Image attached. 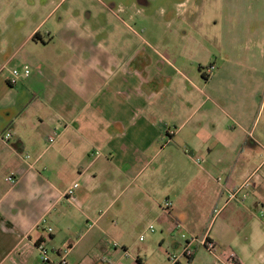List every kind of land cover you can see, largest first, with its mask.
<instances>
[{
    "label": "crops",
    "instance_id": "1",
    "mask_svg": "<svg viewBox=\"0 0 264 264\" xmlns=\"http://www.w3.org/2000/svg\"><path fill=\"white\" fill-rule=\"evenodd\" d=\"M241 1L253 10L226 16L238 29L222 32L207 74L203 61L197 74L186 73L155 48L96 45L69 9L44 32L45 19L31 29L26 41L35 46L24 61L32 71L16 87L6 79L0 98V135L12 134L0 137V264H55L64 250L67 264H129L113 211L123 196L153 208L164 202L173 229L184 218L191 234L208 232L241 264L263 254L264 0ZM46 7L50 15L57 5ZM198 262H213L199 245L190 264Z\"/></svg>",
    "mask_w": 264,
    "mask_h": 264
},
{
    "label": "rangeland",
    "instance_id": "2",
    "mask_svg": "<svg viewBox=\"0 0 264 264\" xmlns=\"http://www.w3.org/2000/svg\"><path fill=\"white\" fill-rule=\"evenodd\" d=\"M228 1L0 0V98L5 95V88H9L6 79L11 70H23L26 66L25 57L35 46L32 41H26L31 29L45 19L43 23L46 24L41 29L44 32L51 22H57L58 17L66 14L68 9L70 17L80 23L77 29L96 37V45L118 49L155 48L177 64L180 63L186 73L197 74L200 61H203L202 70L207 74L210 67L215 65L218 53L221 55L222 32H237L238 29L229 26L226 16L230 13L232 17H237L236 7L245 14L253 10L242 6L241 0ZM49 4L57 5L50 15L48 13L52 7H46ZM19 46L20 51L15 54ZM28 67L32 71V67ZM23 77L11 86L19 85ZM185 84L191 86L189 82ZM260 158H264V144L257 160L260 161ZM258 174L264 177V167L258 170ZM259 191L264 198V178ZM152 202L123 196L114 204L113 211L118 213L120 223L118 233L124 238V242L117 240V244L122 252V243L126 245L127 252L123 260H128L129 264H167V253L180 251L182 235L191 234L184 218L181 219V228L173 229L174 214L167 211L164 202H158L155 208ZM211 208L208 204L203 208V227L210 220ZM257 217L264 225V206L257 210ZM72 220L73 224L78 223L77 219ZM151 225L156 229L154 232L150 231ZM81 232L83 234L85 230ZM139 257L142 258L141 263L138 262ZM243 264H264V252L261 255L251 254L243 260Z\"/></svg>",
    "mask_w": 264,
    "mask_h": 264
},
{
    "label": "built area",
    "instance_id": "3",
    "mask_svg": "<svg viewBox=\"0 0 264 264\" xmlns=\"http://www.w3.org/2000/svg\"><path fill=\"white\" fill-rule=\"evenodd\" d=\"M215 66L212 65L210 67V70H214ZM31 73L30 69L28 66H25L23 70L14 68L10 72V77L8 78V83L10 85H15L19 81V79L24 76L27 77ZM1 139L4 141H9L12 137L11 132H6L5 134L0 135ZM55 133L49 137V142H54L55 141ZM27 157H30L29 154H27ZM202 158L197 157L196 162L199 164L201 163ZM7 180L15 184L18 181V178L15 176H8ZM78 182H74L67 190H66V195L67 196H72L74 195L76 189L79 187ZM237 197V192H233L229 195L228 201H231ZM167 205H170V202L166 203ZM215 213H218V210L215 211ZM177 227H180L179 225ZM50 230H52L50 228ZM151 231H155V228L153 225L150 226ZM208 233V232H207ZM205 234L203 236H198L195 234H190V236H186L185 234L182 235L183 241L180 243V251H172L169 252L167 264H190V261L195 254L196 251V246H202L205 248V250L212 256L213 262L211 264H241V261L238 257V254L236 253L235 250L232 248H226V249H219L217 244L210 239L208 234ZM38 249L40 250L42 254V259L43 261L47 262L49 261L48 257V251L47 248L45 247V244L43 242L38 243L37 245ZM125 253L127 252L126 249L124 248ZM67 255H68V250H64L63 253H61V260L60 262H57L55 264H67Z\"/></svg>",
    "mask_w": 264,
    "mask_h": 264
}]
</instances>
